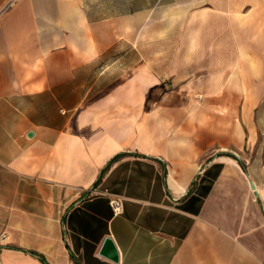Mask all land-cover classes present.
I'll return each mask as SVG.
<instances>
[{
  "label": "crops",
  "instance_id": "obj_1",
  "mask_svg": "<svg viewBox=\"0 0 264 264\" xmlns=\"http://www.w3.org/2000/svg\"><path fill=\"white\" fill-rule=\"evenodd\" d=\"M0 264H264V0H0Z\"/></svg>",
  "mask_w": 264,
  "mask_h": 264
},
{
  "label": "rangeland",
  "instance_id": "obj_2",
  "mask_svg": "<svg viewBox=\"0 0 264 264\" xmlns=\"http://www.w3.org/2000/svg\"><path fill=\"white\" fill-rule=\"evenodd\" d=\"M119 34V38L121 39H129V41H131V39H133V37L135 39H140L141 38V33H118ZM129 45L130 42H129ZM128 54L129 56H135V55H140V48H132L131 46L129 48L126 47H117V48H113V49H108V51L106 53L103 54V56H108V60L109 58H113V57H117V56H124ZM104 66V65H103ZM163 68H165V75L166 78L163 81L164 86L167 89H173V88H178V87H183V86H189L188 84H190V79L188 78V73L190 71V69H186V70H182V72H173V69L171 64H164L162 65ZM174 74V76H173Z\"/></svg>",
  "mask_w": 264,
  "mask_h": 264
},
{
  "label": "water",
  "instance_id": "obj_3",
  "mask_svg": "<svg viewBox=\"0 0 264 264\" xmlns=\"http://www.w3.org/2000/svg\"><path fill=\"white\" fill-rule=\"evenodd\" d=\"M101 254L111 258L112 260L117 261L119 259V254L117 247L114 244L113 240L110 237H107L101 248Z\"/></svg>",
  "mask_w": 264,
  "mask_h": 264
},
{
  "label": "built area",
  "instance_id": "obj_4",
  "mask_svg": "<svg viewBox=\"0 0 264 264\" xmlns=\"http://www.w3.org/2000/svg\"><path fill=\"white\" fill-rule=\"evenodd\" d=\"M110 205L115 214H120L123 212V198L118 195H111Z\"/></svg>",
  "mask_w": 264,
  "mask_h": 264
}]
</instances>
